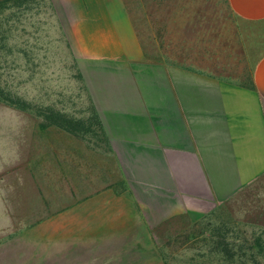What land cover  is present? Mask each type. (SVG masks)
I'll return each instance as SVG.
<instances>
[{"label":"crops","instance_id":"0c3cea01","mask_svg":"<svg viewBox=\"0 0 264 264\" xmlns=\"http://www.w3.org/2000/svg\"><path fill=\"white\" fill-rule=\"evenodd\" d=\"M73 1L64 28L90 111L66 116L72 129L60 111L0 117V254L68 215L77 236L141 253L162 223L210 213L264 177V0H228L243 82L149 54L125 0Z\"/></svg>","mask_w":264,"mask_h":264},{"label":"rangeland","instance_id":"374dc122","mask_svg":"<svg viewBox=\"0 0 264 264\" xmlns=\"http://www.w3.org/2000/svg\"><path fill=\"white\" fill-rule=\"evenodd\" d=\"M73 3L0 0V90L32 107L0 101V117L39 118L57 111L76 117L90 111L91 104H82L89 101L86 84L64 28ZM125 3L149 54L176 55L182 63L241 82L248 78L239 20L228 0ZM69 216L33 231L41 236L16 238L14 247L21 252L1 253L0 264L9 256L15 264L25 257L26 264H264V177L210 213L179 214L162 223L144 237L141 253L117 252L118 240L108 236H77Z\"/></svg>","mask_w":264,"mask_h":264},{"label":"trees","instance_id":"16d2710c","mask_svg":"<svg viewBox=\"0 0 264 264\" xmlns=\"http://www.w3.org/2000/svg\"><path fill=\"white\" fill-rule=\"evenodd\" d=\"M0 101L7 102L8 104H11L14 107H17V108L22 109V110H27L30 107L25 100H23V99L21 100L19 97L13 98L12 96H10L9 93H7V92H5L3 90H0ZM57 115H58V117L65 118L63 126L69 128V129H72L71 126H70V122L71 121L68 120L66 118V116H63V115H61L59 113H57ZM93 119L95 120L96 123H100L99 115L97 113H95V112L93 114Z\"/></svg>","mask_w":264,"mask_h":264}]
</instances>
